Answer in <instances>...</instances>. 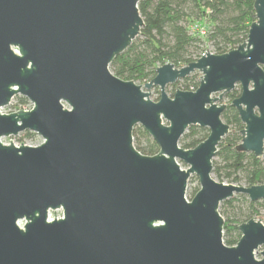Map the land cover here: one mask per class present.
<instances>
[{"label":"water","instance_id":"1","mask_svg":"<svg viewBox=\"0 0 264 264\" xmlns=\"http://www.w3.org/2000/svg\"><path fill=\"white\" fill-rule=\"evenodd\" d=\"M138 2L0 0V264H264V249L255 256L264 246L262 218L239 223L230 246L218 210L239 193L264 199V184L212 176L230 129L220 101L237 84L236 148L263 155L264 0H254L255 20L237 47L180 67L165 62L143 84L110 70L144 25ZM194 71L201 73L195 90L167 94L168 84ZM16 94L32 107L2 113ZM138 124L157 153L135 148ZM190 125L209 133L183 148ZM25 130L42 142L1 141ZM192 174L199 188L188 199ZM57 209L62 215L49 218Z\"/></svg>","mask_w":264,"mask_h":264},{"label":"trees","instance_id":"2","mask_svg":"<svg viewBox=\"0 0 264 264\" xmlns=\"http://www.w3.org/2000/svg\"><path fill=\"white\" fill-rule=\"evenodd\" d=\"M253 3L254 0H139L138 9L144 25L136 40L112 60L110 70L124 80L143 84L155 75V68L165 62L180 67L196 60L203 52L201 43L209 42L213 53L227 52L246 39L249 25L255 20ZM191 22L206 24L207 34L203 37L190 34L187 25ZM191 80L192 77L186 76L177 83L182 84L180 89L189 90L192 85L195 90L198 82ZM157 92L160 93L158 89ZM173 92L174 86L170 95ZM239 93L240 89L225 93L229 102L221 117L230 129L218 144L217 159L212 160V174L219 181L243 182L245 186L264 184V151L261 157H256L252 152L236 148L242 138L243 123L230 102ZM18 101L21 105L28 102L23 96ZM187 130L179 139L183 148L196 146L209 133L208 128L199 125H190ZM132 136L135 148L141 153L153 155L158 152V145L141 125L134 126ZM197 189L187 198L191 199ZM238 198L248 202L249 212L243 217L242 213L227 214L224 219L223 241L230 246L240 237L238 224L257 214L255 206L264 204V199L250 201L247 195L239 193L223 200L221 207L237 208L233 202ZM219 213L222 215L221 210Z\"/></svg>","mask_w":264,"mask_h":264},{"label":"rangeland","instance_id":"3","mask_svg":"<svg viewBox=\"0 0 264 264\" xmlns=\"http://www.w3.org/2000/svg\"><path fill=\"white\" fill-rule=\"evenodd\" d=\"M200 25L202 27H205V28L207 27L206 24H200ZM136 38H137V36L133 40H136ZM200 47H201V49H203V51H211V52H213L212 51L213 50L212 49V46H211V44H209V42L201 43L200 44ZM200 75H201L200 72L194 71V72H191L188 76L189 77H192V80L191 81L199 82ZM177 81L174 84H170V85L168 84L165 87V90H166V92H167L168 95H170V90H171L172 86H174V90L178 88L177 87L178 86ZM157 89L159 91V88L157 86H153L149 90V92H150L149 93L150 94L149 95V98L151 100L156 101L158 99L157 96L159 95V92H157ZM238 89H240V86L237 84L235 86V88L232 89V90H238ZM20 96H22V95L21 94L14 95L13 98L11 99L10 103L7 104L6 106H4L1 109L2 113H11V112H14V111H17V110H20V109H24V110L30 109L32 107V103L26 97L25 98L28 100V102L26 104H23V105L19 104L18 98ZM220 102L227 104L229 102V99L224 94L223 95V98L221 99ZM187 131L188 130L186 129L185 132H187ZM26 132H31L33 134H30L29 135V134H26ZM8 140H11L12 143H14L15 145L18 146V145H20V142H22L23 144H27V145H37V144L41 143L43 139L37 133L32 132L30 130H25V131L19 132L17 135H11V136H7V137H2L1 138V141L3 143H9L10 141H8ZM179 145H180V142H179ZM213 159H217V157L215 156ZM179 163H180L181 167H183V168H186L187 167V165L184 164V163H182L181 161H179ZM212 176H213V174H212ZM221 182L232 183V182H227L225 180L224 181H221ZM235 184H237V183H235ZM239 184L240 185H245L243 182H241ZM196 188H199L198 179H197L196 175L192 174L189 177V180L187 182L186 193H185L186 194V197L189 195L190 192H192ZM233 196L235 197V196H237V194H235ZM247 200H249L248 197H247ZM258 201H262V200H258ZM233 204L237 208L232 209L230 207H223V206L221 207V203L219 204L218 210L219 211L220 210L222 211V215L221 216L223 217V219L226 218L227 214L228 215H231V214H237L238 215V213H242L241 214V217H243L244 214H247L249 212V210H248V202H246L245 200H242V199L238 198V201H234ZM255 209L257 210V214L253 215L251 218L255 217V218H258L259 219V217H261L262 219H260V220H261V222L264 223V204L263 205H257V206H255ZM61 215H62V210L61 209H57V210H50L48 216H49V218H54V217H60ZM256 216H259V217H256ZM19 224H22V221H20ZM262 249H264V246L259 247L257 249V251L255 253V256L257 258H260L261 257L260 251Z\"/></svg>","mask_w":264,"mask_h":264},{"label":"built area","instance_id":"4","mask_svg":"<svg viewBox=\"0 0 264 264\" xmlns=\"http://www.w3.org/2000/svg\"><path fill=\"white\" fill-rule=\"evenodd\" d=\"M187 27H188V30H189V33L190 34H192V35H196V36H199V37H203V36H205L206 34H207V30H208V26L205 28V27H202L199 23H197V22H191V23H189L188 25H187ZM205 52L206 51H203L199 56H198V58L201 56V55H203V54H205ZM179 80H181V79H179ZM178 84V88L177 89H180V88H182L183 86H182V84L181 83H177ZM189 90H194V87L192 86V85H190L189 86ZM176 90V89H175ZM3 108V107H2ZM1 108V109H2ZM2 112V111H1Z\"/></svg>","mask_w":264,"mask_h":264}]
</instances>
